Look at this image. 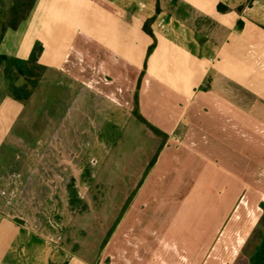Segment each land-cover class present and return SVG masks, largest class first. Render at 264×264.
Wrapping results in <instances>:
<instances>
[{
    "label": "crops",
    "instance_id": "0c3cea01",
    "mask_svg": "<svg viewBox=\"0 0 264 264\" xmlns=\"http://www.w3.org/2000/svg\"><path fill=\"white\" fill-rule=\"evenodd\" d=\"M16 1L0 0V29L9 27ZM155 17L152 29L158 43L145 70L153 41L144 27ZM37 43L44 48L39 65L45 76L31 100L15 101L5 87V94L0 93V143H24L19 133L28 125L37 132L36 144L28 149V168L22 159L15 171L2 164L7 170L0 175V212L8 217L14 207L27 204L20 210L27 216L36 202L46 224L29 231L25 240L18 234L24 228L15 233L2 224L7 219L0 218V239L5 242L0 244V264L71 263L67 250L52 242L53 232L61 229L51 218L56 206L71 205L72 190L78 193L77 202L83 200L81 176L91 172L95 179L94 170L103 158H115L122 134L136 143L139 138L156 142L153 162L164 139L134 115L137 93L140 113L168 140L150 174L145 178L151 163L146 167L143 160L144 167L136 168L142 178L123 187L133 190L124 208L134 199L101 249L103 253L111 248L118 262L98 264H235L264 213V161L255 170V182L246 180L239 165L238 172H223L226 182L212 183L241 192L226 193L224 207L217 205V214L200 220L208 223L201 231L145 230L139 237L128 223L134 220L145 228L157 221L152 218L156 214H137V207L169 203L141 199L151 174L168 155L176 156L179 165L180 155H186L221 169L230 163L232 148L243 154L242 142H258L264 152V0H37L17 30L8 28L0 55L28 61ZM38 104L42 108L33 119L29 109ZM133 120L144 126H133ZM255 123L261 126L256 139L248 129ZM137 128L143 136L134 135ZM199 143L209 144V154L202 156L204 146ZM139 147L144 150L143 144L140 152ZM37 185L44 189V198L32 195ZM74 259V264H88Z\"/></svg>",
    "mask_w": 264,
    "mask_h": 264
},
{
    "label": "rangeland",
    "instance_id": "374dc122",
    "mask_svg": "<svg viewBox=\"0 0 264 264\" xmlns=\"http://www.w3.org/2000/svg\"><path fill=\"white\" fill-rule=\"evenodd\" d=\"M10 15L11 10L9 16ZM1 16L4 20L8 15L2 14ZM1 35L2 29H0V37ZM41 72L39 75L42 81L45 76V72ZM24 83H26L24 78H21L18 82L19 85ZM46 86V82H43V87ZM4 87L6 88V78L4 77V70L2 69L0 70L1 94H5L3 92ZM8 95L11 98L9 93ZM41 106L42 104H38L32 108L30 107L29 113L34 115L33 119L37 117L36 114H38L41 110ZM43 112L45 111L43 110ZM44 122H46V119H43L40 124H43ZM132 122L133 126H144L137 120H133ZM252 125L253 127L249 125V134L252 138L256 139V129L261 128V126H258L257 123ZM28 126V130H24L23 127H20L23 129V132L19 134L24 136V139L26 140L25 142L30 143H19L23 146L19 145L17 142L12 143L10 141L6 142L7 144L0 143V175L5 176L7 167L14 168V171L20 169L21 159L23 160V166L25 167L32 164V162H30V164L28 163V149L30 144H32V147L36 144L33 140L35 139L33 135L37 132L30 131L34 128L33 126ZM133 126L131 129H133ZM43 128L45 127H39V130ZM47 131H49V129ZM143 133L144 132L141 131V129L137 128L134 135L143 136ZM44 134L48 136L49 133ZM120 137L123 141L119 144V151L116 149L114 152L115 158L112 159L111 156L103 158V162L100 163V168H95L94 170L95 179H92L93 174L91 172L85 176H81V179L85 178V181L81 182L83 188L87 187V190L84 191L82 188V193L80 194L83 200H81V202H77L74 198L75 196L78 197V193L76 194L75 190H72L71 198L73 199V202H71V205H64L61 207L56 206V211L51 218V221H54V223L60 226L61 229L60 231L53 232L54 238L52 237V242L57 244L58 247L67 250L66 254L73 257L71 263L69 264H74V262H76L74 259L75 257L82 259L88 264H98L101 261H105V263H111L113 261L118 262L117 259L114 260L110 246V249L108 248L109 250H106L103 253H101V249L108 232L115 224L117 217L122 214L126 199L129 197L130 193L133 192V190L125 189L123 187L128 181L133 180L134 183L139 182L143 173L137 172L136 168L140 169L144 167L143 160H146L145 164L146 167H148L159 149H156V146L154 145L157 143L153 140L152 142H149L145 138H139L136 143L131 141L130 135H126V133L122 134ZM158 142L160 144V141ZM139 144H143L144 146V150L142 147H139L140 152L138 149ZM199 144L204 146L202 148V156L207 155V152L209 154V150L207 149L209 144ZM238 144H236V146ZM186 145H188V143H186ZM241 146L243 154H239L234 150V148H232L230 163H227L226 166L221 169L215 166H203L202 164L204 163L202 162L201 164L199 157L188 158L186 155H184L185 157L180 155V158L182 159L180 165L178 164L176 156L173 157L172 155H168L165 157L157 166L156 170L158 171L151 174L149 178L150 185L144 189V197L141 199L148 201L147 204H151L152 200H155L156 198L158 200L163 198L164 202L169 201V203L163 206L154 204L150 207H137L138 209L135 213L156 214L154 216L152 215V218L157 221L151 222L146 225L145 228H142L137 222L133 223L134 220H131L128 223V226L133 224L132 228L133 230L138 231L137 235L139 237H144L145 230L157 233L164 230L166 231L167 229L174 231V229L177 228L188 229L193 232H197L198 230L201 231L208 223L201 222L200 220L208 215L217 214L220 210L216 209L217 205H219L220 208L224 207V202L221 200L224 198L226 193H229V196H231V193L235 194L241 192L238 190L224 191L219 189L218 184H212L216 183L218 180L226 182L227 178L223 172L233 174L231 171L238 172V170L241 169L239 168V165H241L243 170L242 172L246 175V180L248 182H255V178L258 177L255 170H259L263 165L264 157L260 159L256 158V154L262 153V156H264V152H261L258 142H242ZM86 163L87 161L85 160V166ZM2 164H5L7 167L3 168ZM207 171L209 172L207 173ZM172 182L175 185H173V188ZM36 183L38 184V181ZM43 190L44 189H41L40 186L37 185V189L32 191V195L35 199L44 198L42 195ZM261 190L264 194V184ZM243 192L244 191H242V193ZM219 195L221 197H219ZM75 201L77 202L76 204H74ZM176 202H180V204L178 203V205ZM227 202L229 204V201ZM35 204L29 207L27 216L20 213V210H24L27 204H25L24 207L22 206L15 210L14 207L8 212V217L6 214L4 215L0 212V218L7 219L2 221V224L14 232L24 228V232L21 233L18 231V234H23L24 239L27 240L29 238L27 233L29 231L31 233L33 228H36V226L38 227L41 224H46L45 221L41 220L42 218L39 214V212L41 210L43 211V209L40 208L36 202ZM244 207L245 204H243L242 208L244 209ZM22 220L24 221L23 224L19 223V221ZM249 225L252 227V224ZM51 228L52 226L50 229ZM253 233L251 234L247 244L253 237ZM0 240V244L4 245L5 242L2 239ZM8 245H10V242ZM195 256L196 255L193 256L194 261H196ZM102 264H104V262ZM235 264H249V261L241 254Z\"/></svg>",
    "mask_w": 264,
    "mask_h": 264
},
{
    "label": "trees",
    "instance_id": "16d2710c",
    "mask_svg": "<svg viewBox=\"0 0 264 264\" xmlns=\"http://www.w3.org/2000/svg\"><path fill=\"white\" fill-rule=\"evenodd\" d=\"M36 2L37 0L16 1L15 5L11 9V15L9 17V25H8L9 27L4 28L2 30V35L0 37V45L5 34L8 31V28L11 27L13 30H17L19 26L22 24V22L28 19ZM155 20L156 17L151 19L144 27V31L151 37L153 41L147 53L145 70L147 68L148 59L151 57V55L155 52L157 48V43H158L157 38L152 29ZM43 51H44L43 46L40 43H37L28 61L0 55V70L2 69L4 70L7 91L15 101L25 103L31 100V98L33 97V94L35 90L38 88L41 81L39 73L41 71L43 73L45 72V68L39 65V59ZM144 75H145V71L142 77ZM21 78H24L26 80V83L19 85L18 82L21 80ZM134 115L140 122H142L148 128H150L156 135L163 137L164 141L160 148V152H161L164 146L166 145V142L168 140V135H166L164 132H162L161 130L150 124L142 116L139 110V93H137L136 95V109ZM160 152L153 160V162L150 164L145 174V178L150 174V172L156 165L158 158L160 156ZM133 199H134V195L129 199L126 207L124 208V211L122 212L120 219L114 224V226L108 232L106 240L103 243L102 249L106 247L110 242L115 230L117 229L118 225L121 222L120 220L122 216L126 213ZM261 208L264 211V203H262ZM20 222L21 224H23V221ZM242 255L244 258L248 259L249 264H264V213L261 217L258 227L255 229L253 233V237L250 239L249 243L243 250Z\"/></svg>",
    "mask_w": 264,
    "mask_h": 264
}]
</instances>
